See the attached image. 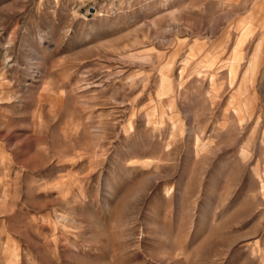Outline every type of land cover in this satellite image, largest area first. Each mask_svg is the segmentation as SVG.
I'll list each match as a JSON object with an SVG mask.
<instances>
[{"label": "rangeland", "instance_id": "rangeland-1", "mask_svg": "<svg viewBox=\"0 0 264 264\" xmlns=\"http://www.w3.org/2000/svg\"><path fill=\"white\" fill-rule=\"evenodd\" d=\"M0 264H264V0H0Z\"/></svg>", "mask_w": 264, "mask_h": 264}]
</instances>
